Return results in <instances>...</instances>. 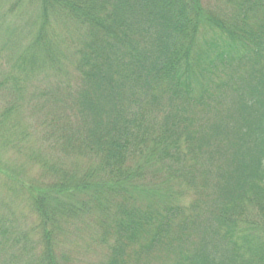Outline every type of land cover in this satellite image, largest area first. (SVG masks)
<instances>
[{"label": "trees", "instance_id": "1", "mask_svg": "<svg viewBox=\"0 0 264 264\" xmlns=\"http://www.w3.org/2000/svg\"><path fill=\"white\" fill-rule=\"evenodd\" d=\"M39 1L44 10L68 4L65 26L79 32L74 36L84 48L78 69L83 76L74 88L81 90L71 91L65 102L56 100L73 109L80 152L119 177L139 155L157 157L161 168L163 159L172 158L195 196L186 207L181 200L157 204L160 224L137 223L136 212L123 220L106 213L110 201L124 200L118 191H126L128 203L136 187L133 173L124 182L101 184L96 210L104 212V220L97 223L99 244L107 248L101 264H154L156 258L157 264H264V0H229L222 19L201 11L200 0ZM0 60V71L14 72L15 59L7 54ZM7 83L8 76L1 84ZM11 87L20 93L24 83L19 79ZM55 113L60 120L51 122L48 133L62 135L65 141L58 145L65 147L71 137L68 116L61 109ZM19 145L12 144L20 154L30 153ZM106 185L112 190L105 192ZM45 188L35 197L37 205L61 206L64 216L77 209L60 201L63 195L75 197L80 184L57 181ZM251 216L258 217L257 225H243ZM113 218L112 227L107 221ZM0 233L12 241L9 229L0 225ZM46 246L37 261L29 255L25 262L61 264ZM162 252L168 256L160 258ZM17 262L13 256L2 264Z\"/></svg>", "mask_w": 264, "mask_h": 264}, {"label": "rangeland", "instance_id": "2", "mask_svg": "<svg viewBox=\"0 0 264 264\" xmlns=\"http://www.w3.org/2000/svg\"><path fill=\"white\" fill-rule=\"evenodd\" d=\"M229 4V0H200V9L207 15L222 19V13L229 12ZM185 8L191 12L189 5ZM68 15V4L61 5L59 9L44 10L39 0H0V57L8 54L12 61L15 59L12 62L14 66H11L14 72L0 71V225L13 233L11 242L5 238L7 235L0 233V264L13 256L18 260L16 264H28L25 260H29V255L37 261L40 252H46V245H51L61 264H101L107 248L99 244L102 229L97 221L104 220L101 216L104 212L96 210V198L100 196L96 191L98 188L101 190L104 182L108 185L124 182L130 173H133L132 183L137 188L133 190L130 186L133 195L128 196L127 204L124 203L126 191H118L117 195L120 193L119 197H124V200L120 204L112 201L107 204L109 216H119L123 220L128 216L127 212H136L132 215L134 219H140L137 223H161L163 220L156 215L157 204L161 201L166 204L181 200L186 207L195 199L185 173L172 158L163 159L166 165L161 168L157 157L139 155L131 163L129 172L125 173L127 175L119 177V172L102 166L104 164L99 159L81 153L76 147L80 133L76 131L77 120L74 124L71 119L73 109L56 101L65 102L71 91L79 92L81 89L74 88L78 77L83 76L82 69H78L84 48L82 41L74 36L79 32H74L71 24L65 26ZM204 22L205 19L199 21ZM79 27L87 35L88 29ZM205 29L208 31L207 27ZM205 29L199 32L203 34ZM2 62L0 60V70ZM20 64L23 69L18 70L17 65ZM7 76L8 83L2 85ZM19 79L24 88L17 93L11 83ZM59 109L68 116L65 124L71 134L65 147L64 142L58 145L60 139L65 141L62 135L56 138L48 133L51 122L60 120L61 116H56L59 113H55ZM195 117L198 119L200 116ZM14 142H19V146L22 142L30 153L17 152L12 146ZM191 162L197 164L194 157ZM48 169L51 172H47ZM57 181L82 187L75 197L63 195L60 201L66 206L75 204L77 209L70 210L69 216L60 214L61 206L57 209L49 207L48 211L43 204L39 206L34 202L35 197L46 190L45 187ZM181 181L183 184L180 186ZM108 185L104 187L107 189L105 192L112 190ZM104 209L107 210L106 207ZM250 211L253 212V206ZM49 216L52 217L49 219ZM55 217L59 221L54 226ZM116 218L107 222L113 227ZM244 222H247L243 224L245 226L257 225L258 217L251 216ZM48 234L51 241L46 238ZM14 235L20 236L19 239L13 240L16 238ZM22 246L32 250L23 252ZM262 246L264 251V244ZM163 255V252L158 254L160 258ZM165 255L168 256L167 253ZM158 260L156 258L154 264ZM44 264L51 262L47 260Z\"/></svg>", "mask_w": 264, "mask_h": 264}]
</instances>
